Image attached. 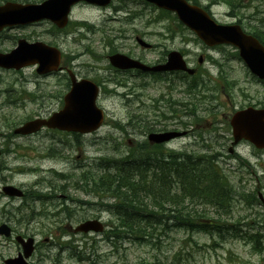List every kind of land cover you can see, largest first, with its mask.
I'll return each instance as SVG.
<instances>
[{
  "label": "rangeland",
  "instance_id": "1",
  "mask_svg": "<svg viewBox=\"0 0 264 264\" xmlns=\"http://www.w3.org/2000/svg\"><path fill=\"white\" fill-rule=\"evenodd\" d=\"M199 2L206 4L208 0H199ZM3 3L0 0V4ZM123 5L128 8V11L120 9V6ZM248 6L247 9L241 11L236 9L235 12H239L236 13L237 16H230L228 15L229 9L227 6L219 2L212 8L211 14L220 24H231L240 20L248 31L255 28L264 33V0H254ZM255 6H259L263 12L259 11L254 19L247 20L249 16L254 14ZM115 9L120 12L118 16L122 19L132 14H138L139 18L135 20L133 26H130L126 20L118 23L116 21L112 22L111 18L115 15ZM105 16L111 21L107 23L105 28L118 31L125 29L127 35L128 32H131L130 42L126 35H121L114 41L123 50L130 49L133 51L135 46L132 40L135 35H145V40L156 46L154 52L145 53L136 49L135 54L140 53L147 60L159 57L164 51L183 50L186 60L193 67L200 55L208 56L210 61L204 57V63L200 66V76L207 78V73L212 77L211 81L206 82L210 85L209 87L214 83L219 87V91L213 94L217 101L212 102V107L218 106L213 109L216 113L215 120L208 118L213 117L209 114L205 115L203 120L192 122L190 119H185L191 121L192 134L190 137L175 141L172 148L185 147L191 151L203 152L206 150L205 144H207L206 152H210L212 149L220 150L225 156H228L227 149L231 143V131L227 127L229 117L234 111L246 108L249 105L264 104V85L254 81L244 63L238 58L235 49L229 46L208 49L201 42L195 40V36L188 30H182L176 36L171 35L165 26L169 25V29L175 31L173 18L167 17L156 23L154 21L159 19V12L137 2V0H129L125 4L118 1L113 7L102 11L90 10L86 7L78 8L73 12L71 20L72 22L84 20L90 26L99 27L101 21L106 23ZM132 29L137 32L135 33ZM40 31H48V35L44 36L43 39L57 43L65 51L68 50L75 54L86 53L88 56L84 57L82 61L86 63V69L91 72L89 75L95 76L99 81L108 75L99 69L101 65H105L104 61L98 59L97 63L94 59L89 58L93 52L100 57H105L106 52L103 48L101 34L94 37H90V34L82 35V29H75L73 25L67 31L64 30L61 34H58L53 31L48 23H43L40 26V29L37 30L38 34ZM74 31H76L75 34ZM19 33V31L3 32L0 35V52L9 51L13 47L12 38ZM25 33H28V30H25ZM121 42H124V44ZM26 73L29 74L30 70ZM0 74L2 75L0 77V148L5 151L3 156L4 165L38 167L40 170H44L43 174L45 176L49 174V177H51L57 172L64 177L74 178L70 177L74 176V172L68 167V163L79 170L82 167L84 169L90 166L94 167L97 164L96 160L102 155L120 157V155L114 154V146L120 144L123 152L127 140L132 137H124L125 133H121L120 128L115 127V124L124 128V124H126L132 113L135 117L140 116L141 118H152L158 114L150 109H145L137 116L138 108H135V102L130 105L127 104L118 95L122 93V90L112 82L107 86H103L101 90L100 99L104 100V103H101L100 107L105 110L107 121L97 134L80 137L78 141L72 138L70 143H66L64 141L65 137L62 135L54 136V134L47 132L34 137L20 138L11 134L13 129L32 118L33 115L35 116L38 113L46 115L55 111L58 98H61L62 93L56 89L52 91L50 88H44L43 83H41V89L39 90L35 85L26 84L23 80L11 83V77L8 76L11 73L0 72ZM168 78L169 81L165 79L163 84L161 80L152 83L150 79H147V86L143 94L145 105L152 107L153 102L158 101L160 95H163L165 99L186 103L187 98L183 91L186 89V84L191 82L178 75H172ZM167 84L170 85V89ZM15 89L17 92L13 93V100L10 105H4L8 91ZM2 91L7 93L3 95ZM34 91H36L35 96L32 95ZM181 116L184 115L181 114ZM198 116H202V113H198ZM126 133H131V131L127 129ZM134 137L137 142L142 141V137L137 135ZM216 138H218L217 141ZM12 150H14V153ZM235 152L249 161L251 169L255 171L256 175L249 176L245 171L241 172L238 162L233 159L225 157L220 159L219 166L225 174L229 175L231 182L235 185L231 220H228L226 230L219 235V237L225 238L224 240L219 239L218 235H213L214 233L204 234L201 231L192 233L184 229L172 228L168 238L153 247L121 238L120 235L108 239L106 230L102 233L103 235L92 234V236L67 233L68 225H74L91 217V215L100 216L102 222L106 225L105 228L109 230L113 225L112 221L115 222L118 215L109 212L106 207L99 211L96 207L86 205V202L93 204L97 200L90 195H85L84 192L70 189L69 194H67L65 191H60L58 188L59 183L49 180L47 176L46 179H48L41 182L42 186L37 185L36 187L38 191L44 193L47 201H27L29 206L36 207L32 208L33 212H39L41 207L44 208V205L48 206L50 204V208L43 209V216L28 220L26 216L28 213L30 214L31 210L20 209L19 207L22 204L20 201L8 199L0 194V224L10 225L16 234L34 235L39 247H37L35 258L33 257L31 260L32 264H50V261L45 260L43 257V254L47 252L52 256H60L62 264H153L155 261H158V264H264L263 209L251 199L246 197L243 199L238 195L257 188L255 178L262 177L261 169L264 168V165L260 166L259 163L263 162L264 164V155H262V159L256 157L251 145L245 142L239 144ZM33 155H38L37 159L40 163L30 162V159L35 157ZM47 155L51 158H48ZM101 167H95L91 176L96 175ZM3 174L5 176L2 177V181L7 177L8 184L23 189L26 196L30 195L31 192H35L32 190L33 184L41 177L33 173L24 174V176L10 175L7 169L3 171ZM78 182L81 183V180H78ZM64 183L72 187V183L69 181ZM22 186L27 187L28 190L22 188ZM260 186H262V183ZM261 192L264 194V183ZM70 195L75 199H72ZM61 196L69 198L66 209L68 212L73 211V218L64 220L66 213H61L62 210H60L59 201H64L60 199ZM6 203L8 205L4 210L3 206ZM4 211H6L5 214ZM21 218L24 219L20 220ZM18 220L20 221L17 223ZM53 225L55 228L51 227ZM55 229L59 231L58 234ZM254 234H259V243L248 240V237ZM16 247L15 243L0 237V264H3L5 259L15 256ZM73 252L80 254L85 261L78 262L76 259H72Z\"/></svg>",
  "mask_w": 264,
  "mask_h": 264
},
{
  "label": "trees",
  "instance_id": "2",
  "mask_svg": "<svg viewBox=\"0 0 264 264\" xmlns=\"http://www.w3.org/2000/svg\"><path fill=\"white\" fill-rule=\"evenodd\" d=\"M253 31L264 43L263 33ZM191 92L195 95L196 85ZM201 98L212 99L210 96ZM191 105L195 111L197 103L193 101ZM147 153L142 156L131 150L127 156L112 157L111 162H106L115 168L110 171V177H106L108 185L104 183L103 187L115 199L112 212L127 217L122 216L130 231L124 238L156 247L168 238L172 228L205 233L226 230V224L231 220L235 185L219 166L222 154L196 152L176 156L162 151ZM236 159L245 167L240 169L251 175L249 163L239 157ZM142 160L153 162L155 168L138 170L135 164L141 165ZM99 182L95 179L96 189ZM258 190L257 187L238 195L257 204L255 193ZM259 238V234H254L248 240L259 243Z\"/></svg>",
  "mask_w": 264,
  "mask_h": 264
},
{
  "label": "water",
  "instance_id": "3",
  "mask_svg": "<svg viewBox=\"0 0 264 264\" xmlns=\"http://www.w3.org/2000/svg\"><path fill=\"white\" fill-rule=\"evenodd\" d=\"M77 0H49L40 6H18L7 3L0 6V30L6 26L24 23L33 19L42 17H57L61 24L66 22L69 5ZM92 3L106 5L109 0H88ZM154 3L160 8L172 10L176 13L179 20L192 30L197 37L207 46L220 44H230L239 51V56L244 61L250 72L264 79V47L252 36L244 34L240 27L220 26L214 23L203 11L198 8L190 7L180 0H146ZM60 24V26H61ZM18 49L9 55H0V65L6 67H16L20 64L34 63L39 64L38 72L51 70L57 62V53L53 49L44 46L33 45L28 47L21 41ZM113 65L119 68L134 67L145 69L136 62L128 61L122 56L114 57ZM152 71H184L193 74V70L187 69L182 57L177 52L168 55L167 63L160 68H153ZM96 90L91 88L87 82H82L74 86L65 96V107L63 110L51 117L47 122H29L16 130V133L28 134L36 132L41 125L48 127H57L66 131L87 133L96 130L102 121V112L95 107ZM264 110L254 111L248 108L236 112L231 121L234 144L240 139H245L258 148H264ZM174 134L169 137H174ZM162 136L150 135L149 139L154 142L160 141ZM264 207V199L259 195ZM94 222H86L80 225L76 231L87 232L89 230L98 231L100 228L95 226ZM0 234L9 235V229L6 226L0 227ZM32 241L29 240L24 246L25 256H29L32 248ZM5 264H26L22 258L8 260Z\"/></svg>",
  "mask_w": 264,
  "mask_h": 264
},
{
  "label": "flooded vegetation",
  "instance_id": "4",
  "mask_svg": "<svg viewBox=\"0 0 264 264\" xmlns=\"http://www.w3.org/2000/svg\"><path fill=\"white\" fill-rule=\"evenodd\" d=\"M115 1H118V0H115ZM114 1V2H115ZM111 6V5H109ZM75 7L77 8H82V7H87L85 3H80L78 5H76ZM101 9H105V8H101ZM138 18H139V15L137 14ZM116 18V17H114ZM135 17L133 16L131 19H134ZM122 18L118 17L116 19V21H120ZM37 25H39L38 23H35V24H32L31 26H28V27H25V28H32V27H36ZM41 26V25H39ZM39 26H37L36 28H39ZM34 34H37V33H34V32H29L27 35H25L24 39L30 43H33V42H43L42 41V38H43V35H48V31H44V32H40L39 34L37 35H34ZM17 41V40H15ZM133 59H136L138 61H141L142 62V58L140 56H135V58ZM154 63V62H153ZM156 63L160 64V61L159 60H156ZM154 65V64H152ZM60 67H61V70L60 71H57L55 73H52V74H49V75H46V76H43L44 78L46 77H49V76H56L57 80H58V83L59 85H62L61 87H63V89L65 88H69L70 86V78L68 76V73L71 72L72 73V76L74 77V79L76 80H82V79H86V78H90L89 80L92 81L93 83H95L99 88L102 87L106 82L107 80L106 79H103L101 81H99L95 76L93 75H89L88 73H85L83 72V66H81V64L78 63V60H76L75 58L71 59L69 58H63L62 57V60L60 62ZM122 75H129L133 78H137L138 79V74L135 73V71H131L130 73H125V72H122L121 73ZM111 82V80H110ZM173 122V121H172ZM154 128L156 129V132H167V131H175V126L172 125V126H168V127H158V126H154ZM186 132V131H185ZM53 134V133H52ZM186 134V133H185ZM143 141L145 143V140H146V136H141ZM174 140H171L167 143H164L162 144L163 146L165 147H169L171 146V143L173 142ZM130 144V142H129ZM19 253V251L17 250V254Z\"/></svg>",
  "mask_w": 264,
  "mask_h": 264
},
{
  "label": "bare ground",
  "instance_id": "5",
  "mask_svg": "<svg viewBox=\"0 0 264 264\" xmlns=\"http://www.w3.org/2000/svg\"><path fill=\"white\" fill-rule=\"evenodd\" d=\"M133 151H136L139 155H140V153H141L142 156H146V155L148 154L147 151H149V150H147V149H145V148H143V149H140V148H134ZM174 155H176V156H178V155H183V152L176 151ZM144 159L146 160L147 158L144 157ZM135 166H136V168H137L138 170H140V169H143V170H149V167H150L151 169L155 168L153 162H146V161H144V160H142V164H141V165L138 164V163H136ZM33 168H34V167H31L30 169H33ZM32 173H33V174H36V175H40V176L43 178V180H44V177L47 176V175L45 176L43 173L38 172V171H32ZM210 233H211V232H210Z\"/></svg>",
  "mask_w": 264,
  "mask_h": 264
}]
</instances>
